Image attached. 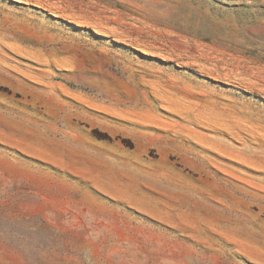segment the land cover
I'll return each instance as SVG.
<instances>
[{
	"label": "rangeland",
	"instance_id": "obj_1",
	"mask_svg": "<svg viewBox=\"0 0 264 264\" xmlns=\"http://www.w3.org/2000/svg\"><path fill=\"white\" fill-rule=\"evenodd\" d=\"M0 264H264V0H0Z\"/></svg>",
	"mask_w": 264,
	"mask_h": 264
}]
</instances>
